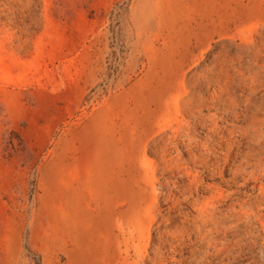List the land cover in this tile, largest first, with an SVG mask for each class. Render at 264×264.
I'll return each mask as SVG.
<instances>
[{"label":"rangeland","instance_id":"rangeland-1","mask_svg":"<svg viewBox=\"0 0 264 264\" xmlns=\"http://www.w3.org/2000/svg\"><path fill=\"white\" fill-rule=\"evenodd\" d=\"M0 264H264V0H0Z\"/></svg>","mask_w":264,"mask_h":264}]
</instances>
